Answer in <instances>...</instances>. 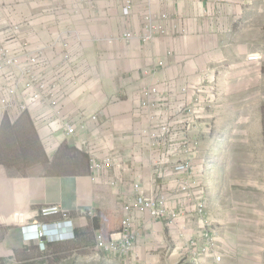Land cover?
I'll list each match as a JSON object with an SVG mask.
<instances>
[{"label": "rangeland", "instance_id": "1", "mask_svg": "<svg viewBox=\"0 0 264 264\" xmlns=\"http://www.w3.org/2000/svg\"><path fill=\"white\" fill-rule=\"evenodd\" d=\"M116 1L0 0V43H5L8 52L13 53H16L15 44L18 49H29L31 53L44 51L47 58L56 62L59 74L65 70L71 76L73 86L85 95L84 102L92 104L94 97L88 95L89 88L82 86L88 71L96 69V64L93 65L88 56L96 54L97 45L88 44L95 38L130 44L133 39L126 41L123 37L126 32L134 33L133 31L122 28L112 35L111 25L116 17L113 2L124 15H130L137 7L144 8L143 4L138 6L136 0H133L134 8L127 12L122 0L119 1L120 5ZM232 8L228 10V14L232 13ZM163 15L168 14H151L148 10L147 13L143 12L142 34L150 17L156 30L148 36V42L141 39L142 43H154L158 38L170 41L188 33L187 29L179 28L180 17L168 16L164 19ZM238 17L236 23L244 27L241 31H234L231 38L241 39L244 43L243 54L247 47L248 64L240 63L235 58L236 54L229 53L232 56L230 63L201 66L202 70L199 75L197 73V78L187 75V80L184 84L181 81L179 88L175 87L177 81H168V88L175 89L171 96L165 94L162 97L163 103L168 104L173 111L178 108L183 110L180 115L185 122L182 138H198L201 143L199 149L192 150L193 155L196 154L195 159L193 155L188 156L186 152H181L180 144L175 147L179 153L172 151L169 159L173 162L178 156L184 160H196L204 172L200 182L205 186L211 220L209 232H215L211 253L207 252L205 244L199 246L198 241L191 238L189 242L195 241L198 246L195 248L198 249L197 254H191V244L185 246L170 235L164 245L157 240L148 239L143 245L140 239V249L137 250L136 246L129 256H109L101 253L96 247L98 237L108 238L116 233L121 221V211L115 204H109L108 200L103 213L100 212L95 217L99 223H105V234L99 232L96 236L95 228L83 226L79 228V235L75 240L50 245L49 250L47 249L49 256L38 255L37 263L217 264L213 255L215 250L223 256L221 264H264V0H250L248 8L243 6V14ZM64 42L71 44V53L75 59L73 63L61 62V45ZM110 48L107 46L103 50L107 53ZM80 50L83 51V58L86 56L82 62L77 58ZM172 55V50H169L167 56ZM160 63L164 66L161 67ZM165 68L166 60L162 58L146 69L145 72L150 76L146 84L162 88V84L167 82L162 83L159 75ZM60 105L59 111L72 118L65 110L67 100L61 101ZM73 111L75 119L77 115ZM94 112L103 113L101 109ZM46 113L48 110L39 112ZM76 113L79 115L80 112ZM176 120V115L170 118V123L175 128ZM15 124L8 122L0 130V146L9 154L8 158H13L9 160L13 161L12 164H0V182L6 174L15 177L27 176L37 169L46 173L77 171L88 164V157L84 158L80 150L68 144L60 147L56 159L51 162L43 154L45 150L31 119L22 116ZM11 130L21 132L19 140L13 143L9 137L5 138L6 134L3 135ZM179 132L180 129L175 133L181 136ZM132 138L137 141L136 136ZM129 143L130 140L127 144ZM130 146L131 151L134 144ZM148 152L151 154L149 148ZM149 156L154 158L152 163L155 162L156 155ZM89 218L95 219L90 216ZM15 219L19 220V216L16 215ZM185 230L186 228L178 237H186ZM204 242L206 243L205 240ZM1 263L3 262L0 257ZM28 264L35 263L31 261Z\"/></svg>", "mask_w": 264, "mask_h": 264}, {"label": "crops", "instance_id": "2", "mask_svg": "<svg viewBox=\"0 0 264 264\" xmlns=\"http://www.w3.org/2000/svg\"><path fill=\"white\" fill-rule=\"evenodd\" d=\"M119 1L116 2L120 5ZM249 1L136 0V4H143L144 8L137 7L130 15H124L113 2L116 17L111 25L112 35L124 28L137 33L138 36L130 44L110 42L105 38H95L89 43L88 46L97 45L96 54L88 56L92 64H96V69L88 71L82 87L89 88L88 95L94 97V101L92 104L85 103V95L78 92L76 87L70 86L67 89L69 94L65 109L73 119L72 113L75 110L76 121L83 119L81 116L90 117L94 111L100 109L103 113L98 120L88 123L87 128H79L77 136L52 137L41 145L51 162L56 159L60 147L68 144L86 156L96 152L98 158L110 157L114 164L99 178L97 184L93 183L89 175L87 163L77 171L46 173L37 169L27 176L15 177L6 174L3 178L6 180L2 179L0 182V257L4 264H28L31 261L39 264L38 255L49 256L47 251L52 244L48 246V250H43L39 243L27 246L21 231L22 225L39 217V209L44 205L58 203L69 211L78 236L79 228L83 226L88 225L94 229L89 213L92 212V218L98 217L100 212L103 213L108 200L109 204H115L121 211L133 192L134 184L139 180L145 193H155L159 189L156 188L157 185H164L159 179L156 180L148 152V139L143 135L144 129L151 126L149 112L140 107L142 87L150 78L145 70L164 58L166 68L159 76L162 83H167H163L161 89L164 95L171 96L175 88H168V81H177L175 87L179 88L180 82L184 84L187 80V75L191 74L194 79L197 78V73L199 75L202 70L201 66L230 63L232 56L229 53L236 54L235 58L240 63L248 64L247 47L244 48L243 54L244 43L241 39L231 37L234 31H241L244 27L236 22L238 16L243 14V6L248 8ZM230 8L232 13L228 14ZM147 10L151 14L167 13L170 17H180L179 28L187 29L188 33L170 41L158 38L154 43H142V15L144 11L147 13ZM107 46L111 48L105 53L103 49ZM169 50H172V56H167ZM181 100L182 97L179 98L180 104ZM76 111L80 112L79 115ZM135 136L137 141L132 138ZM38 139L41 142L39 136ZM129 140L131 143L127 144ZM132 144L134 149L130 151ZM178 176L170 173L165 183L168 192L175 193L171 205H175L176 198H179L176 197ZM112 182H116V186H111ZM188 211L175 228H169L163 222H155L145 214L135 212V226L141 234L136 243L137 250L140 249L141 240L143 245L147 239L157 240L164 245L169 235L185 246L190 244L191 238H195L199 246L205 244L201 220L195 215V210ZM16 215L19 220L15 219ZM48 221L54 219L44 220ZM99 224L106 233L105 223L102 221ZM184 228L186 237H178ZM94 231L96 236L100 232L97 229ZM42 241H45V238ZM189 248L191 254H197L198 249Z\"/></svg>", "mask_w": 264, "mask_h": 264}, {"label": "built area", "instance_id": "3", "mask_svg": "<svg viewBox=\"0 0 264 264\" xmlns=\"http://www.w3.org/2000/svg\"><path fill=\"white\" fill-rule=\"evenodd\" d=\"M122 2L127 12L133 10V0ZM168 16L162 17L167 19ZM155 30L156 26L150 17L149 23L143 27L142 41L148 42V36L154 34ZM136 36H138L136 33L126 32L123 38L130 41ZM15 47L16 53L8 52L5 43H0V130L5 121L15 124L22 116H29L41 143H44L52 137L77 136L79 128L85 129L88 123L98 120L100 113L95 112L90 117L81 116L83 119L80 121L63 115L59 111L60 102L67 99L69 94L67 89L73 86L71 76L65 70L59 74L56 62L52 58H47L44 51L31 53L29 49H18L16 44ZM61 47V62L73 63L75 59L71 53V44L64 42ZM82 55L83 51L80 50L77 56L80 62L84 60ZM160 66L164 64L160 63ZM62 68L64 69L63 66ZM146 82L142 87L140 107L149 112L151 126L144 129L143 135L148 139L150 155H156L155 162L152 163L154 158H151L156 180L159 179L164 185H157L156 188L159 189L155 193H145L141 180L136 182L133 192L122 206L120 230L108 238L98 237L97 250L109 256L131 255L140 238V231L135 226V212L145 214L155 222H163L169 228H175L182 216L193 209L204 228L202 237L206 241V250L211 253V242L214 241L215 232H209L211 220L205 186L200 182L204 172L196 160H184L178 156L173 162L169 159L172 151L176 150L179 153L175 148L179 144L181 152L192 156V150L199 149L201 143L198 138L187 140L182 138L185 122L181 120L180 115L183 110L170 109L168 104L163 103L162 89L147 85ZM40 110H48V113L39 114ZM173 115L177 117L176 128L170 123ZM178 129L181 136L175 133ZM194 156L196 154L192 157ZM87 157L89 175L93 183L97 184L99 178L111 169L114 160L110 157L98 158L95 152L89 153ZM170 173L179 175L176 189L178 192L176 197L179 198H176L175 205H171L175 193L168 192L169 189L165 186ZM111 184L113 187L116 186V182ZM89 215L91 216L92 212ZM49 219L54 221L44 222ZM73 226L75 227L70 212L58 203H51L42 206L39 209V217L22 225L21 231L27 246L39 243L43 250H47L50 244L75 240L76 233L65 236L58 234L61 227ZM44 238L45 241H42ZM190 244L191 248L198 247L195 241ZM213 255L217 264L223 262L220 253L214 250Z\"/></svg>", "mask_w": 264, "mask_h": 264}, {"label": "trees", "instance_id": "4", "mask_svg": "<svg viewBox=\"0 0 264 264\" xmlns=\"http://www.w3.org/2000/svg\"><path fill=\"white\" fill-rule=\"evenodd\" d=\"M27 117H29V116H27ZM6 122V121H5ZM8 123V121L6 122V123H4V125L5 124H7ZM10 123V122H9ZM3 125V126H4ZM11 125H13V124H11ZM14 125H16V124H14ZM5 131V130H4ZM3 131V132H4ZM20 130H11L10 132H4L3 133V135H5L6 134V136H5V138H10V140H11V142L13 143V141H17V140H19V138L21 137V135H20ZM10 142V141H9ZM20 144V143H19ZM5 149L3 148V147H1L0 146V164H4V165H9V164H12L13 163V161H9V160H13V158H8V157H10L9 156V154L6 152V151H4ZM81 153V155L85 158L86 157V154H84V153H82V152H80ZM43 154L45 155V153L43 152ZM8 158V159H7ZM8 163V164H7ZM93 226H94V228L95 229H97V230H99L100 231V233L101 234H104V231H103V229L101 228V225L99 224V220H98V218H95V219H93ZM120 230V229H119ZM118 230V231H119Z\"/></svg>", "mask_w": 264, "mask_h": 264}, {"label": "clouds", "instance_id": "5", "mask_svg": "<svg viewBox=\"0 0 264 264\" xmlns=\"http://www.w3.org/2000/svg\"><path fill=\"white\" fill-rule=\"evenodd\" d=\"M76 233V228L73 226L71 228H67V227H61L59 230H58V234H61V235H70V234H75Z\"/></svg>", "mask_w": 264, "mask_h": 264}]
</instances>
